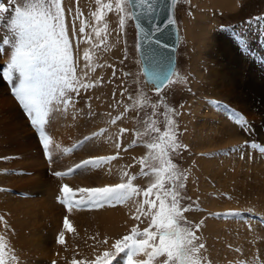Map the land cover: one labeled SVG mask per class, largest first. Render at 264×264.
I'll return each mask as SVG.
<instances>
[{
    "label": "rangeland",
    "instance_id": "obj_1",
    "mask_svg": "<svg viewBox=\"0 0 264 264\" xmlns=\"http://www.w3.org/2000/svg\"><path fill=\"white\" fill-rule=\"evenodd\" d=\"M0 3L8 6V0ZM105 3H111L113 11L103 9ZM234 3L233 9L225 10L211 0L173 2L177 25L176 74L171 77L172 82L157 92L143 79L135 27L131 19H126L120 28L115 0H101L99 5L96 0H61L73 53L78 58L77 74L82 76L88 72L84 82L93 86L72 93L74 107L56 113L43 126L49 137L47 154L40 127L32 124L15 95L18 80L9 82L3 77L9 58L0 56V79L8 86L0 92V238L6 245V264L12 256H15L12 264H18V260L10 242L6 241L5 231L29 245L28 260L32 256L31 260L37 259L33 264H72L73 260L91 264L105 251H114L112 245L131 234L134 226L141 231L148 227L150 218H133L138 215L133 201L102 207H76L75 201L80 199V188L121 183L122 172L138 177L133 184L139 189L148 187L150 181H143L140 175V160L148 154L146 143L158 133L151 136L136 133H143L152 121H156L161 133L165 131V105L173 110L169 115L182 146L176 153L170 152L169 159L186 173L182 180L184 187L180 189L181 207L191 209L183 213L188 222L186 226L199 238L197 243L204 244L200 253L204 258L202 264H264V99L258 96V92L264 94V79L260 77L264 76L261 58L264 56V0H234ZM21 5L22 0H16L12 7ZM97 8H102L104 13L99 23L92 16ZM202 13L211 22L206 29L208 38L201 45L192 37V31L197 28L196 22L201 20ZM13 15L9 11L0 19V40L5 37ZM81 20L86 22L84 34L79 33ZM94 27L102 29V38L107 35L104 44L95 37ZM221 35L253 71L254 78L249 79L253 106L246 112L227 101L228 95L218 92L223 79L231 74L224 50L218 48V53L214 50ZM8 48L0 43V55L9 53ZM85 49L89 50L94 70L84 68ZM200 49L206 58L199 56ZM213 65V78L202 74L206 69L210 74L209 67ZM243 73L242 79L248 78L247 71ZM212 79L214 84L208 88L207 81ZM8 101L12 106L6 105ZM202 110L211 111L227 124L224 131H213L216 136L223 134L221 146L209 145L202 139L205 136L199 133L197 125L203 118L196 119ZM113 120L115 123H111ZM85 137L90 139L85 141ZM134 147H142L144 151L133 153ZM101 156L116 158L101 167H75L86 159ZM213 167H217V175L210 179ZM69 169L74 171L69 173ZM56 172L68 174L56 176ZM126 180L127 177L123 182ZM64 185L72 192H61ZM150 198L155 199V194ZM64 199L69 203H62ZM134 199L142 201L144 197ZM104 211L117 212L120 220L105 225L101 215ZM233 212L239 215L229 214ZM65 217L73 231L64 228ZM196 224H200L198 230ZM61 232L63 244L57 242ZM40 244L42 248L37 249ZM121 257L126 259V254L114 257L112 264H123ZM134 259L145 257L141 254Z\"/></svg>",
    "mask_w": 264,
    "mask_h": 264
},
{
    "label": "snow or ice",
    "instance_id": "obj_2",
    "mask_svg": "<svg viewBox=\"0 0 264 264\" xmlns=\"http://www.w3.org/2000/svg\"><path fill=\"white\" fill-rule=\"evenodd\" d=\"M163 2L164 0H115V11L120 14V28L124 27L126 19H131L136 22L138 32L143 33V54L148 64L145 75L157 92L166 83L172 82L171 77L176 73L175 69L170 67L171 61L165 63L158 51L160 40H166L167 33L159 26L153 27L150 31L160 33L156 38L157 47H153V36L150 31L145 30L143 20L151 22L152 18L159 14V5ZM96 3L101 4V0H96ZM14 4L16 0H8V6L0 3V19L5 18L4 13L14 12L7 25L8 31L0 40V43L9 46V62L3 71V77L9 82L18 80L14 88L15 95L31 118L32 124L40 127L41 142L47 154L49 137L45 134L43 126L56 113L66 112L68 108L74 107L75 98L72 93H78L81 88L87 89L93 85L84 82L88 72H83L82 76L77 74L78 58L73 53L61 0H22L21 6L13 8ZM102 8L113 11L111 3L103 4ZM102 8H97L92 13L98 23L104 16ZM172 23L173 20L168 19V24ZM85 26L86 22L81 20L80 34L85 33ZM106 30L107 25L103 31L106 33ZM92 31L100 43L104 44L107 35L102 38V29L94 27ZM72 35H76L75 29ZM83 59L86 62L84 68L94 70L88 49H85ZM152 107L155 108L156 105ZM165 108V131L161 133L156 127V121H152L143 133H136L137 136H151V133H158L151 137V142L146 143L148 154L140 160L142 165L140 175L150 180L146 189L141 190L133 184L138 177L122 172L121 183L78 190L80 199L75 201L76 207H102L104 204H123L133 201L138 213L133 218L136 220H140L141 216L150 218L148 227L141 231L134 226L131 234L125 235L112 245L114 251H105L91 264H112V259L121 253L126 254V259L121 257L123 264H156L158 258H162L159 264H202L204 258L200 253L204 249V244H198L199 238L191 227L186 226L188 222L183 213L191 209L181 207L180 189L184 187L182 180L186 178V173L179 170L169 159L170 152L176 153L182 146L176 139L174 121L169 115L173 110L166 105ZM237 122L246 127V124L239 119ZM88 139L90 137H85V141ZM135 143L136 141H133V144ZM116 147L119 148L120 145L117 144ZM115 158L101 156L86 159L75 167L77 169L86 166L101 167ZM72 171L74 170H68L69 173ZM67 174L54 173L56 176ZM125 177L127 180L123 182ZM61 192L70 193L72 189L64 185ZM153 193L155 199L150 198ZM140 195L144 199L136 201L134 198ZM61 202L69 203L67 199ZM69 210L71 211V208ZM229 214L239 215L234 212ZM64 228L73 231L67 217L64 219ZM195 228L198 230L200 224H196ZM57 242L64 243L63 232L59 234ZM5 248L3 238H0V264H6ZM141 254L145 259H134ZM12 261H15V256H12L9 264H12ZM72 264H85V262L73 260Z\"/></svg>",
    "mask_w": 264,
    "mask_h": 264
},
{
    "label": "bare ground",
    "instance_id": "obj_3",
    "mask_svg": "<svg viewBox=\"0 0 264 264\" xmlns=\"http://www.w3.org/2000/svg\"><path fill=\"white\" fill-rule=\"evenodd\" d=\"M66 1H68V0H66ZM211 1H212V3H215V4H221V7H223L225 10L233 9L235 4H236V3H234V0H211ZM203 14L204 13L201 14L202 17L199 16V17H201V20L196 22L197 28L192 31V37L195 40H199L201 45L208 38L207 35L209 33L206 29H207V24L210 25V22H211L208 19L209 16H208V18H206L207 14L206 15H203ZM197 18H198V16H197ZM198 20H199V18H198ZM206 32L208 33L207 35H206ZM218 42L219 43L217 44L216 48H214V50L216 53H218V48H221L224 50L225 57L228 59V61L230 63L229 72H231V74L229 76H226L223 79L222 87L219 89L218 92L221 93L222 95H228L227 101L232 103L234 105V107H237V108L241 109L242 111L246 112L251 106H253V103H251V91H250L251 86H249V79L254 78L252 68L249 65H247L246 61H244L235 51H234L235 53L232 51V48L229 46V40L226 39L224 35H221ZM206 47H211V46H206ZM202 50L203 49H200L201 53L199 56L202 55V57H203L204 55H203ZM0 56L3 59H8L9 53L1 54ZM204 57L206 58V56H204ZM205 65H207V64L205 63ZM198 69L199 68L197 67V70ZM209 69H210V71H209L210 74L207 72L208 69H206L207 70L206 72L202 71V74L203 73L207 74L208 77L213 78L212 76L215 75L214 65L210 66ZM243 70L247 71L246 76L248 78L242 79L241 76L245 75L243 73ZM206 80H208V79H206ZM207 83H208V88H211L210 85L214 84V80L212 79L211 82L207 81ZM147 85L151 86L150 84H147ZM165 85H167V83ZM165 85L162 86V88L165 87ZM6 86L0 79V92L5 91ZM202 86L205 87L204 82H203ZM151 87L153 88V86H151ZM208 88H207V90H208ZM258 96L262 97L264 99V94H261L258 92ZM6 105L12 106V104L9 101L6 103ZM201 118H203V120ZM196 119H198V120L201 119L203 121V122L198 121L199 124L197 125L200 128L199 133L201 135L203 134L202 136H205V138H202V139L206 140V142L209 143V145L215 146L218 144V146H221L223 143V140H224V137H222L223 134L216 136L215 134H213V131L214 132H222L227 128V124L223 121V119L221 117L217 116L216 114H211V111H208V110H202L201 115L197 116ZM209 123H211L212 125H210L208 128H206V125ZM231 136H232V133L230 136H228L227 139L231 138ZM143 151H144V149L142 147L132 148V152L136 153V154H141ZM216 169H217V167L212 168V172L208 176L210 179H214L216 177V175H217V173L215 172ZM142 180L145 182L150 181L149 178H145V177H143ZM238 180L243 181L244 178H239ZM101 215H102V219H103L104 224L107 226H110L112 221L118 222L120 220V215L115 211H108V212L104 211L103 213H101ZM260 216H261V214H260ZM259 219H261V218H259ZM4 231H5V229H4ZM5 232H6V241L10 242V248L14 251L15 255L17 254L16 256H17L18 264H33L37 259L31 260L32 257H34V256H32L31 259L28 260V258L30 256V254L27 253L29 245L25 241H24V243L21 242L22 240L21 241L19 240L20 242L17 241L15 239V234H12L11 232H8V231H5ZM16 244H19V245H16ZM26 246H27V248H26ZM34 246H37V242L35 243ZM39 247L42 248V245L40 244L37 249H39ZM25 251H26V254H25ZM42 257L44 258V255H42ZM31 261H33V262H31Z\"/></svg>",
    "mask_w": 264,
    "mask_h": 264
},
{
    "label": "water",
    "instance_id": "obj_4",
    "mask_svg": "<svg viewBox=\"0 0 264 264\" xmlns=\"http://www.w3.org/2000/svg\"><path fill=\"white\" fill-rule=\"evenodd\" d=\"M172 5L173 0H164V2L159 5V14L153 17L151 22L146 19L143 20V26L145 30L148 31H150L155 26H159L163 31L167 33V39L160 40L158 51L160 52L161 57L164 59L165 63L171 61L170 67L174 68L176 62L175 52L177 46V28L173 17ZM168 19L173 20V23L168 24ZM132 22L135 27L136 50L143 79L147 84H150L151 86H153V88H155L154 85L149 82L148 77L145 75V69L148 67V64L145 61L143 54V33H139L136 27V22L133 20ZM150 34L153 36V47H157L156 38L160 36V33L150 31Z\"/></svg>",
    "mask_w": 264,
    "mask_h": 264
},
{
    "label": "crops",
    "instance_id": "obj_5",
    "mask_svg": "<svg viewBox=\"0 0 264 264\" xmlns=\"http://www.w3.org/2000/svg\"><path fill=\"white\" fill-rule=\"evenodd\" d=\"M261 58L264 59V56H261ZM261 58H260V59H261ZM262 62H264V60H262ZM262 62H261V63H262ZM260 77H262V78L264 79V76H260ZM256 101H257V99H256Z\"/></svg>",
    "mask_w": 264,
    "mask_h": 264
}]
</instances>
